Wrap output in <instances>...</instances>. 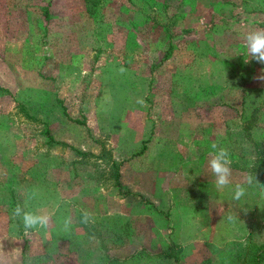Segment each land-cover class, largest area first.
<instances>
[{"label": "rangeland", "instance_id": "1", "mask_svg": "<svg viewBox=\"0 0 264 264\" xmlns=\"http://www.w3.org/2000/svg\"><path fill=\"white\" fill-rule=\"evenodd\" d=\"M91 1L93 15L85 0H0V252L18 249L3 264H240L239 244H264L260 187L211 196L207 214L189 194L214 185L213 143L232 187L255 176L242 129L264 134V65L244 38L264 29V0ZM17 204L53 213L49 227L25 236ZM188 204L208 229L186 239ZM170 245L177 263L159 256Z\"/></svg>", "mask_w": 264, "mask_h": 264}, {"label": "clouds", "instance_id": "2", "mask_svg": "<svg viewBox=\"0 0 264 264\" xmlns=\"http://www.w3.org/2000/svg\"><path fill=\"white\" fill-rule=\"evenodd\" d=\"M245 54L247 58H251L256 63L264 65V29H258L246 34L245 38ZM247 62V59H246ZM254 80L264 84V68H261L260 74L254 77ZM214 150L210 153V158L207 161V168L214 177V186L218 192L231 188L232 200L234 202L240 201L246 196L248 187L253 185L260 187V195L264 198V186H261L256 177L249 174L245 177L243 183H236L234 187L232 180V159L227 148L212 144ZM53 213L47 209L38 208L30 210L27 204H17L11 212L12 220H20L23 224L24 235H29L32 231L40 229H47L52 222ZM92 221V214L87 210L82 212L81 223L88 224ZM71 218H65L61 225V230L67 232L71 229ZM18 256V249H14L8 254L0 252V264L3 261L16 260Z\"/></svg>", "mask_w": 264, "mask_h": 264}, {"label": "trees", "instance_id": "3", "mask_svg": "<svg viewBox=\"0 0 264 264\" xmlns=\"http://www.w3.org/2000/svg\"><path fill=\"white\" fill-rule=\"evenodd\" d=\"M50 2V1H49ZM86 5H87V11L89 12V14L93 15L95 12L90 10V5L93 3L91 0H85ZM164 2V8L167 6L169 0H163ZM94 5V3H93ZM50 6H51V2L47 3V5L44 7V16L46 18L50 17ZM170 50V46L168 51ZM170 53H166V58L169 56ZM19 106L20 111L25 115L26 118L28 119H32V117L27 113L24 105L22 104H17ZM255 121V120H254ZM252 120L250 119L247 123H245V127H243L242 131L245 132L246 137L248 138V141L251 143L252 145V154H253V162H252V166L250 167V171L255 175V177H257L260 182L262 183V185L264 186V134L261 137H257L254 138L252 137V133H251V125L252 124ZM45 135L47 136V140L50 144H64L61 142H56L53 140V138L49 135L48 131L44 132ZM145 148L143 147L141 149V151L139 153H137L138 155L142 153V151H144ZM77 152V151H76ZM80 155H83L82 152L78 151L77 152ZM114 169V181H115V186L117 188H122L121 183H120V173L118 171V168L115 167ZM131 194V193H130ZM241 247V249H243L244 254L242 256V262L240 264H264V244H256L255 242H249L248 244L246 243V245L244 244H239ZM172 249L173 246L170 245L167 247L166 250L162 251L161 254L159 256L166 258V259H173L176 263L178 262V260L175 258L174 254L172 253ZM140 253H137L135 255H130L128 256L129 261L122 260L123 262L125 261L130 262L132 259L133 260H138L140 258ZM116 263L119 264V262L112 261V263Z\"/></svg>", "mask_w": 264, "mask_h": 264}, {"label": "crops", "instance_id": "4", "mask_svg": "<svg viewBox=\"0 0 264 264\" xmlns=\"http://www.w3.org/2000/svg\"><path fill=\"white\" fill-rule=\"evenodd\" d=\"M187 195H188V193H187ZM189 195H192V196H194V197H202L201 199H200V202L198 203V205H200V207L202 208L201 209V211H204L206 214H207V212H208V210H210L211 208L208 206V201H209V199H211L210 197L212 196V200H213V198H214V196L216 195L217 197L219 196V192L215 189V187H214V185L213 186H211V184H210V181H207V183H205L203 186H201V187H199V188H195V190H190V194ZM198 199V198H197ZM188 202H190V201H188ZM217 203H219V201L217 200ZM179 206V205H178ZM196 208H198V207H196ZM195 211V208H190V205L188 204V207L186 208V220L185 221H183V222H181V225H183L185 222V225L183 226L185 229H188V228H190V230L188 231H186V236L187 237H185L186 239L189 237V236H192V234H191V228L192 227H194V229L196 230V232L198 233L199 231V229H198V227H201V228H206V229H208V226H206V224L205 225H202L203 223H202V216L201 215H198V216H196V217H194V215H193V212ZM199 212H200V210H199ZM189 213V214H188ZM190 213H192V214H190ZM212 216V215H211ZM206 217V216H205ZM192 218V219H191ZM210 218V217H209ZM194 219V220H193ZM198 221V222H197ZM198 226V227H196V225ZM205 226V227H204ZM174 227H178L177 225H175V226H173V228ZM201 234H203V233H201Z\"/></svg>", "mask_w": 264, "mask_h": 264}]
</instances>
